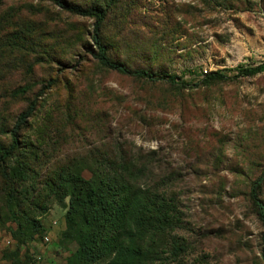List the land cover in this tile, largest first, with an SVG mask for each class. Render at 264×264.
<instances>
[{"label":"rangeland","instance_id":"1","mask_svg":"<svg viewBox=\"0 0 264 264\" xmlns=\"http://www.w3.org/2000/svg\"><path fill=\"white\" fill-rule=\"evenodd\" d=\"M63 1L105 11L109 58L182 85L101 67L91 17L49 1L3 0L0 146L34 105L8 164L22 161L27 179H13L9 193L0 175V264H76L77 236H62L69 198L54 200L42 183L59 165L88 179L101 156L120 151L150 169L137 185L163 182L173 203V227L152 245L167 264H264V229L249 198L264 172V72L212 79L264 63V0ZM259 198L264 205V181Z\"/></svg>","mask_w":264,"mask_h":264},{"label":"trees","instance_id":"2","mask_svg":"<svg viewBox=\"0 0 264 264\" xmlns=\"http://www.w3.org/2000/svg\"><path fill=\"white\" fill-rule=\"evenodd\" d=\"M3 0H0V5ZM49 1L60 9L71 14L94 19L93 43L96 53L93 54L98 64L104 69L115 71L121 75L148 82H164L168 85H182L176 76L162 72H150L144 69H131L117 60L108 57L101 40V25L105 19V11L99 7L80 8L63 0ZM194 70H188L193 77ZM234 73L247 77L264 72V63L255 67L238 66L234 69L217 72L212 79H223V73ZM18 90H16L17 92ZM34 104L18 119L17 125L10 130V145L0 146V175L10 185L12 180L27 179L22 161H17V168L9 170L11 159L16 161L18 134L15 129L29 117ZM100 157V169L91 172L88 179L81 176L77 166L63 168L62 165L52 172L53 177L42 185L51 193L54 200L69 198L65 215L66 229L62 233L64 239L74 233L77 250L71 257L76 264H167L165 252L152 247L155 236L172 229L174 206L166 200L164 183L152 187L141 188L136 181L147 179L150 169L139 157L129 159L120 151ZM122 184H118V182ZM264 172L251 185L250 202L258 221L264 229V205L259 198ZM146 185L142 184V187ZM8 212L17 228H21L19 219L15 218L8 200ZM80 222L77 225L76 221ZM264 253V232L262 236ZM153 248V249H152Z\"/></svg>","mask_w":264,"mask_h":264}]
</instances>
